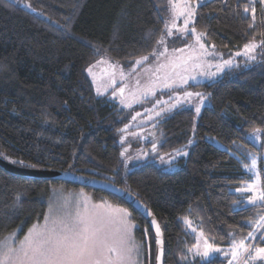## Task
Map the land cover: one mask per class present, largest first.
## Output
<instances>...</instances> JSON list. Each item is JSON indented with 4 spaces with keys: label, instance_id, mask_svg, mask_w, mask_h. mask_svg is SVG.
<instances>
[{
    "label": "trees",
    "instance_id": "obj_1",
    "mask_svg": "<svg viewBox=\"0 0 264 264\" xmlns=\"http://www.w3.org/2000/svg\"><path fill=\"white\" fill-rule=\"evenodd\" d=\"M246 6L248 0H207V6L198 9L197 30L209 34L205 42L216 45L223 58L240 51L253 33L257 42L264 39V6L259 0L254 5L253 28L248 27L251 13L244 12ZM167 19L168 0H0V152L37 164L33 169L5 160L20 168L63 171L120 187L160 225L162 264H202L188 253L195 237L185 219L227 253L234 237L256 243L247 238L255 231L249 221L258 219L264 208L244 207L235 189L249 180L243 166L250 162L246 153L259 151L247 137L253 128L264 130V59L258 55L246 67L239 58L241 65L220 79L186 86L209 96L210 104L202 109L194 130V111L180 107L157 124L158 141L145 142L147 150H154L155 144L154 151L164 154L182 149L193 138L179 170L168 173L151 163L127 168L118 145L119 129L127 122L125 112L108 96L95 94L86 71L101 58L126 70L145 55L146 62H152L151 52L159 49ZM191 39L175 33L166 36L168 50L188 46ZM259 169L264 185L262 159ZM55 187L81 189L95 201L127 209L138 226L137 241L145 240L144 230L148 231L143 264H154L151 229L123 200L70 182L28 179L2 169L0 240L14 230L21 235L39 222ZM184 255L186 260L181 259ZM229 260L217 255L207 264Z\"/></svg>",
    "mask_w": 264,
    "mask_h": 264
},
{
    "label": "snow or ice",
    "instance_id": "obj_2",
    "mask_svg": "<svg viewBox=\"0 0 264 264\" xmlns=\"http://www.w3.org/2000/svg\"><path fill=\"white\" fill-rule=\"evenodd\" d=\"M226 2L227 0H224V3ZM256 2L257 0H248L249 6L244 8L245 13H251L249 28H253L256 22V8L254 6ZM259 3L264 6V0H259ZM168 4L171 13L170 19L165 21V34H162L157 41V44L163 47V51L158 52L153 49L151 55L154 57L155 67L145 69L151 75L142 88L139 87V80L136 83L138 90L145 98L155 96L157 88H160L161 91L169 90L167 94L170 99L176 89H184L182 93H176L175 101L168 104L167 108L156 111L157 117H160L164 111L171 112L185 104L194 108L198 116L206 96L200 92L188 91L186 86H192L189 85V81H197L198 77L212 79L224 68L239 67L232 55L244 57L246 67L248 66L247 62L256 61L258 55L264 59V39L257 42L255 33H253L252 38L243 45L240 51L228 58H223L220 53L214 51L216 45L206 46L204 41L209 38V34L206 31L197 30L198 9L207 6V0H168ZM181 17L183 18V26L179 27L177 20ZM173 29H176L181 37L190 34L191 37H194V43L188 45L187 49L173 48L169 53L166 36H173ZM186 50L187 55H177V53H185ZM218 56L220 59L215 64L206 59L207 57L215 59ZM161 57H163L162 61ZM148 59V55H145L137 60L136 64H144ZM112 67L116 69L118 65ZM213 67L216 71H210ZM87 71L91 75L92 67H89ZM120 76L122 78L125 76L123 71L120 72ZM114 77L115 72L110 77L109 85L115 84ZM126 87L125 84L118 89L122 98ZM115 94L114 92L113 95ZM194 98L197 100L195 104H193ZM121 103H124L123 99ZM160 103L167 104L168 102H162L158 99L156 104ZM155 106L153 105V107ZM139 115L141 113L137 112L132 119L135 120L136 116ZM151 118L149 117V119ZM128 127L129 125H125V128L119 129V131L126 132ZM262 132L264 130L256 127L252 129L251 135L255 140L260 141ZM131 135L136 134L131 133ZM124 140L125 138L122 137L120 142L124 143ZM155 147L156 145L153 144L154 150ZM177 152L179 155H187L186 152H179V150ZM123 155L122 152L121 156ZM246 155L250 157V162L244 161L243 166L247 172L256 175L258 154L248 152ZM259 155L264 156V144L261 145ZM0 158L24 167L33 169L37 167V164H25L23 161L13 160L3 152H0ZM235 191L250 193L251 195L247 197V203L264 208V188L260 186L258 180L245 183L243 187H239ZM80 195L82 199L66 200L59 207L50 206L48 213L43 217V223L34 224L22 240H17L15 235H10L4 241H0V264H141L140 257L148 246L147 229L144 230L145 240L137 241L134 229L138 226L130 218L131 213L127 209H113L111 205L105 203L91 204L88 197H84L82 193ZM236 203L241 202L237 201ZM101 209L105 211H100ZM185 223L192 232L197 231L196 228L192 227L191 221L185 219ZM249 224L254 226L255 231H249L247 238L256 241V243L246 244L245 238L236 239L234 237L231 241V259L228 264L241 260L242 264H250L252 261L264 262V246H260V242H264V231H261L264 229V215L258 219L250 220ZM151 225L155 228V241L158 246L157 259L159 261L163 254L161 248L162 233L160 225L154 219L151 221ZM256 232L259 233L258 237ZM12 241H15V244ZM221 251V248L214 246L205 238L202 231L199 233L196 243L188 249V253L201 258L202 264H207L214 254L221 253ZM224 255H228V253H224ZM181 259L186 260L187 256L184 255Z\"/></svg>",
    "mask_w": 264,
    "mask_h": 264
},
{
    "label": "rangeland",
    "instance_id": "obj_3",
    "mask_svg": "<svg viewBox=\"0 0 264 264\" xmlns=\"http://www.w3.org/2000/svg\"><path fill=\"white\" fill-rule=\"evenodd\" d=\"M263 9H264V7H263ZM170 15H171L170 6L168 4V19H170ZM177 25L179 27L183 26V18L182 17L179 20H177ZM172 31H173V33H175L176 36L181 37V35L179 33H177L176 29H173ZM186 35H190V34H186ZM186 35H184V36H186ZM193 43H194V37H192L189 45H192ZM205 44L208 47L211 46V45H208L206 42H205ZM181 48L187 49V46H183ZM157 51L158 52L163 51V47L159 46V49ZM171 51H169V53H171ZM214 51H215V49H214ZM187 54H188L187 50L185 51V53H177V55H187ZM232 58L234 59V61L239 66L241 65L239 58H242L245 60V58L242 56H234L233 55ZM139 59H141V58H139ZM139 59H137V60H139ZM206 59L211 61L213 64H215L216 62H218L220 57L218 56L215 59L213 57H207ZM162 60H163V57H161V61ZM136 61L134 62V64L129 69L126 70L120 64L113 62V61L109 60L108 58H101L100 60L95 62L92 66H90V67H92V74L90 75L88 73V71H86V74L89 77V79L91 80L93 87H94L95 94L98 97L108 96L111 101L115 102L118 105L120 110H123L125 112L127 122L124 124L122 129L125 128V125H129V127H128L126 132H121V136L118 139V145L120 146V152L124 153V155L121 156V159L124 161L125 166L127 168H132L133 166L151 163L158 168H162L165 172H168V173L176 172L180 168V165H179L180 161L181 160L184 161L187 158L191 147L194 145L195 141L193 138H191L189 140L188 144L185 147H183L182 149H179V152H186L187 155H179L177 150L172 151V152H168V153H164V154H161V153L154 151L152 149L147 150L145 142H147L148 138L154 139V141H152V143H155L158 141L157 136H156L157 124L162 120V118H164L166 115L171 113L173 110H176L177 108L173 109L171 112H167V111L162 112L160 117H157L155 115V113H156V111L167 108L168 104L173 103L175 101V98H176V93H182L183 91L179 92V89H183V88L176 89L177 91L175 93H173L171 99H170L169 95L167 94L169 90L165 89V90L161 91L160 88L156 89L155 96H148L147 98L143 97L141 95V92L138 90V86H137L136 81L137 80L140 81L139 87L142 88V86L147 82V80L149 79V77L151 75L150 73L146 72L145 69L149 68V67L154 68L155 63H154V58H153L152 62H144V64H141V65H137ZM113 65H118V67L116 69H113V67H112ZM242 65H244V64H242ZM133 68H135V71H133ZM234 68H236V67L224 68V70L222 72H220L216 77H213L212 79H208L206 77H198L197 81H189V85L190 84H197V83H204V82H213L215 80L220 79L222 76H224V74L227 70H231ZM121 71H123L125 74V76L123 78L120 76ZM210 71H216L215 67L211 68ZM113 72H115L114 78H115L116 82L114 85H109V80H110V77L112 76ZM152 78L155 79V77H152ZM125 84L127 85V87L125 88L124 95L122 98L118 92V89L120 87L124 86ZM188 91H191V90H188ZM114 92L116 93L115 95H113ZM192 92H196V91H192ZM164 94H167V96H165ZM203 94L206 96V99L204 100L203 104L201 105V111L205 106H209V104H210L208 94H206V93H203ZM122 99L124 100V103H121ZM158 99L162 102L167 101L168 103L167 104H165V103L156 104V101ZM196 102H197V100H196V98H194L193 104H195ZM126 105H130V106H126ZM153 105H156V106L153 107ZM181 107L191 108L194 111V108H192L191 106H189L187 104H185L184 106H181ZM178 108H180V107H178ZM137 112L141 113V115L136 116V119L133 120L132 117L134 115H136ZM194 113H195V111H194ZM199 115L197 116L196 113L194 115L193 130L197 124ZM149 117H152V118L149 119ZM131 133H135L136 135H131ZM260 135H261L260 141L255 140L251 134H249V136L247 137V139L255 147H257L259 149V151L257 152V154H258L257 168L255 170L256 175H254L251 172H247V170L244 168V171L249 176V180L244 182L240 187H243L245 183H251L252 180H258V183L260 184V186L262 188H264L262 178H261L260 169H259V161L261 159L263 161V168H264V156L259 155L261 153V145L264 144V140L262 138V133ZM122 137L125 138L124 143L120 142ZM144 137H146L147 139H143ZM207 140L210 143H212L214 146H216L220 149H223V145L220 144L215 139L207 138ZM81 193L83 194L84 197H88L90 199L91 204H100V203L109 204L106 202L95 201L89 193H87L86 191L81 190V189H77V190L66 189L65 190L61 187H58V188L55 187L53 189L51 188L49 193H48L47 200H46V210H45L44 215L48 213L50 206L59 207L60 205H63L66 202V200L71 201V200H75V199H82V197L80 195ZM236 193L239 194L240 196H242V202H243L244 207H252V205H249L247 203V197L249 195H251L250 193H238V192H236ZM111 206L113 209L122 208V207H116L113 205H111ZM100 211H105V210L101 209ZM261 215H264V211L261 212ZM38 223L42 224L43 218L39 222H35L34 224H38ZM34 224L29 226L23 234L20 235L19 234L20 232L18 230H14L11 233L3 236L0 241H4L5 238L9 237L10 235H15L17 240H22L23 237L28 233L29 229L32 228V226ZM192 227L194 228V226H192ZM190 230H191V228H190ZM134 231H135V229H134ZM261 231H264V229H261ZM191 232H192V230H191ZM192 233L195 237V243H196V241L199 237V232L196 231L195 233L194 232H192ZM255 234L257 236H259L258 232H256ZM12 243L15 244V241H12ZM221 250H222L221 253L214 254L212 256V258L217 256V255H221L222 257H230V259H231L230 252H228V255H224V253H227V252L223 248H221ZM193 251H195V250H193ZM144 253H145V251L142 253V255L140 257L141 264H143ZM190 255L192 258L201 259L200 257L194 256L192 253H190ZM237 262L238 261H233V264H235Z\"/></svg>",
    "mask_w": 264,
    "mask_h": 264
},
{
    "label": "water",
    "instance_id": "obj_4",
    "mask_svg": "<svg viewBox=\"0 0 264 264\" xmlns=\"http://www.w3.org/2000/svg\"><path fill=\"white\" fill-rule=\"evenodd\" d=\"M0 169H2L8 174L18 176V177H23V178H28V179H46V180H53V181L70 182L75 185L88 187V188H92V189H96L102 192L112 194L118 197L119 199L123 200L124 202H126L135 211L140 213V215L145 219V221L149 225L151 232L153 234V237H154V241H155V228L153 225H151V221L153 219L155 220L154 216L135 196L131 195L130 193L121 189L120 187L113 185L112 183L93 179V178L78 176V175L71 174L68 172H63V171L32 170V169L20 168V167L14 166L6 162L2 158H0ZM161 240H162L161 248H162V253H163V236H161ZM157 255H158V246L155 241L154 264H162L163 254L159 261L157 259Z\"/></svg>",
    "mask_w": 264,
    "mask_h": 264
}]
</instances>
